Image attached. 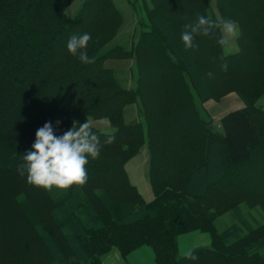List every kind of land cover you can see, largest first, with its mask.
Segmentation results:
<instances>
[{
  "label": "trees",
  "instance_id": "1",
  "mask_svg": "<svg viewBox=\"0 0 264 264\" xmlns=\"http://www.w3.org/2000/svg\"><path fill=\"white\" fill-rule=\"evenodd\" d=\"M73 1L0 0V264H101L112 249L126 259L144 246L155 264H264V0H128L138 17L129 50L114 44L123 18L113 0H82L69 17ZM198 14L235 21L233 40L215 29L185 51L183 26ZM85 32L87 65L67 51ZM125 59L133 89L105 65ZM229 93L244 107L221 118L220 133L203 104ZM73 121H106L110 131L91 130L115 141L88 158L85 184H29L17 166L37 130L52 122L60 136ZM143 147L150 202L125 170ZM241 206L255 212L219 231L217 219ZM195 231L210 246L177 257V237Z\"/></svg>",
  "mask_w": 264,
  "mask_h": 264
},
{
  "label": "clouds",
  "instance_id": "2",
  "mask_svg": "<svg viewBox=\"0 0 264 264\" xmlns=\"http://www.w3.org/2000/svg\"><path fill=\"white\" fill-rule=\"evenodd\" d=\"M215 29L233 34L236 30V22L231 19L212 21L203 15H197L195 21L186 23L180 35L185 51L197 47L195 38L198 35L209 36L214 34ZM91 39L90 33L73 34L67 41V51L78 57L83 64H91L94 58H90L87 52L88 42ZM223 46L226 43L224 38L217 41ZM227 63L221 64V69L227 71ZM211 77L212 73H208ZM58 127L62 122L56 121ZM52 122H46L36 132V140L32 145V151L27 152L23 162L17 166L20 176L27 173V182L38 188L51 189L53 187L65 189L73 184L83 185L88 180V173L85 165L88 158L96 159L100 156L103 144H111L115 141L114 136H108L103 142L99 136L91 130L89 122L79 124L73 121V126L57 136ZM189 259L195 260V255Z\"/></svg>",
  "mask_w": 264,
  "mask_h": 264
},
{
  "label": "crops",
  "instance_id": "3",
  "mask_svg": "<svg viewBox=\"0 0 264 264\" xmlns=\"http://www.w3.org/2000/svg\"><path fill=\"white\" fill-rule=\"evenodd\" d=\"M82 2V0H81ZM80 2V4H81ZM116 7L122 14L123 22L127 16L131 17L129 12H135L130 6L128 0H113ZM79 4V5H80ZM78 7L74 10L73 13H70L69 9L67 10V15L69 17L73 16ZM133 19V18H132ZM137 22V21H136ZM135 33V29L133 34ZM118 36V35H117ZM115 37L114 44L120 45L125 50H129L132 44V38L130 36H121ZM130 37V38H129ZM124 44V46L122 45ZM230 52L233 49L232 47H228ZM132 62V61H131ZM114 73V77L117 83L122 86L124 89H133L134 88V80L131 77V67L129 70H118L115 68H111ZM225 96L216 107H212L213 101H207L203 104L204 109L211 116L219 115V120L222 117L227 115L230 112L240 110L244 107L243 102L235 95ZM258 106L264 107V95L261 97V101L259 100L257 103ZM138 113L137 108L134 105H129L124 110V121L126 124H132L138 121ZM214 118V117H211ZM139 155V154H138ZM135 156L125 165V170L131 181L132 185L135 186L139 194L143 197L146 202H150L153 199V194L151 191V187L147 178V170H148V158L147 154H143L140 156ZM193 238H190V245L181 253V256L186 255L188 252L195 248H204L208 247L210 244L209 237L206 234L196 233ZM201 238V240H199ZM101 264H155V259L153 252L147 247H141L130 254L127 255L126 259H123L120 253L116 249L110 250L106 255H104L101 259Z\"/></svg>",
  "mask_w": 264,
  "mask_h": 264
},
{
  "label": "rangeland",
  "instance_id": "4",
  "mask_svg": "<svg viewBox=\"0 0 264 264\" xmlns=\"http://www.w3.org/2000/svg\"><path fill=\"white\" fill-rule=\"evenodd\" d=\"M80 2H81V0H74L71 3V5L68 7L70 13H73L74 10L77 7H79ZM129 14H131V17L127 16V18H125V21L122 23L120 29L118 30V32L116 34V36L118 35L116 39H118V37L125 36V35L126 36H130L132 38L134 29L136 28V23H137L136 21H137L138 17H137V14L136 13H135V16H133L134 13L129 12ZM225 34H226V37L229 40H233V35L234 34H228V33H225ZM122 45L124 46V44H122ZM225 52L226 53H229L230 50L227 48L225 50ZM16 64L17 63H14L13 64L14 67H15ZM105 65L108 68H112L113 67V68L118 69V70H129L130 67L132 66V62H131V60H128V59L127 60L126 59L125 60H111V61L106 62ZM14 67H12V68L14 69ZM30 68H31V70H30L31 72H34L36 70V68L35 67H32V66ZM130 72H131V70H129V73ZM228 95H231V96L232 95H235L236 96L235 93H229L226 96H228ZM263 95H264V93H263ZM223 98H221L219 101H214V100H207V101H213L212 107H216L218 105V103ZM259 100L261 101V98ZM208 116H209V124L211 125V127L213 128V130L222 133L223 131H222V128H221V125H220V120L218 119L219 118V115H216V116L212 115L211 116L210 114H208ZM211 117H214V118H211ZM137 118L139 119V116H137ZM90 125L93 126V127H95V128H97V129H99V130H101V131H103V132L110 131V127H109V125L107 124L106 121H90ZM143 154H147L146 153V150H145V147H143V149H141V151H140V153H139L138 156L141 157ZM249 212L251 214L252 212H255V211L254 210H250L249 211V210L246 209V207L241 206L240 208H238L235 211H230L229 213H226V214L222 215L221 217H219L217 219V222H216L217 229L220 231L221 229L225 228L226 226L231 225L234 222V219L238 216V214H239V216H241V215L242 216H247ZM253 215H254V213H253ZM256 217H257V215H255V218ZM257 220H258V218H257ZM10 232H11V230H9L8 235L6 234V232H5V235H3L4 236L3 241L4 240H7L8 241V239H9V242L6 241L7 244L11 243L12 242V239L14 238V237H12V235L10 234ZM196 233L202 234L203 232L195 231V232L183 233V234H181V235H179L177 237V257L181 258V257L186 256L189 253L188 252L186 255L181 256V253L188 247V245H190V238H193V236H195L194 234H196ZM203 234H206L209 237V235L207 233H203ZM199 240H201V238ZM209 240H210V237H209ZM209 246H210V244H209ZM147 248H149V247H147Z\"/></svg>",
  "mask_w": 264,
  "mask_h": 264
},
{
  "label": "water",
  "instance_id": "5",
  "mask_svg": "<svg viewBox=\"0 0 264 264\" xmlns=\"http://www.w3.org/2000/svg\"><path fill=\"white\" fill-rule=\"evenodd\" d=\"M209 128H210V126L207 127V129H209Z\"/></svg>",
  "mask_w": 264,
  "mask_h": 264
}]
</instances>
